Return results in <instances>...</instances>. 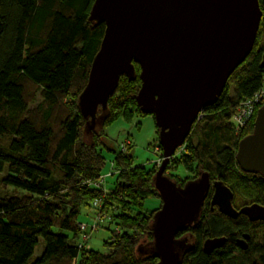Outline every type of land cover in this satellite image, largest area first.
<instances>
[{
	"label": "trees",
	"instance_id": "1",
	"mask_svg": "<svg viewBox=\"0 0 264 264\" xmlns=\"http://www.w3.org/2000/svg\"><path fill=\"white\" fill-rule=\"evenodd\" d=\"M94 2L0 0V264L159 263L147 252L154 215L162 205L153 184L156 169L134 166L131 149H109L116 182L106 193L91 185L104 175L106 128L120 119L130 124L150 116L137 104L142 84L137 64L134 79L123 75L107 109L99 107L94 128L81 114L78 100L106 28L90 21ZM259 5L262 18L251 53L194 125L180 157L170 162L196 176L183 182L167 175L183 187L208 173L211 182L220 180L233 192L237 210L264 206V176L244 172L236 160L240 141L253 133L259 108L240 134L231 123L239 104L262 85L264 0ZM38 96L41 101L31 107ZM155 126L159 137L156 121ZM212 193L211 187L199 223L182 232L193 243L182 264H264V222H251L245 215L233 219L217 208L212 213ZM154 198L160 207L146 211V201ZM98 199H103L99 211L110 216L106 254L78 248L80 216ZM245 233L251 241L243 251L236 240ZM215 237H226L225 246L204 253L203 243Z\"/></svg>",
	"mask_w": 264,
	"mask_h": 264
},
{
	"label": "water",
	"instance_id": "2",
	"mask_svg": "<svg viewBox=\"0 0 264 264\" xmlns=\"http://www.w3.org/2000/svg\"><path fill=\"white\" fill-rule=\"evenodd\" d=\"M261 18L259 0H95L92 6L90 21L106 28L78 106L94 128L99 107L107 109L120 78L134 79L135 64L140 67L137 104L154 116L164 158L153 181L162 206L154 215L147 251L158 264H182L193 245L177 235L199 223L212 186L211 205L220 213L264 222V206L235 209L233 192L220 180L212 183L208 173L183 187L165 174L200 113L217 103L251 53ZM236 160L244 172L264 176V106L253 133L240 141ZM226 242V237L209 238L203 251L211 254Z\"/></svg>",
	"mask_w": 264,
	"mask_h": 264
},
{
	"label": "rangeland",
	"instance_id": "3",
	"mask_svg": "<svg viewBox=\"0 0 264 264\" xmlns=\"http://www.w3.org/2000/svg\"><path fill=\"white\" fill-rule=\"evenodd\" d=\"M229 97H231V99H234L235 97L233 88H230L229 90ZM40 101L41 98L38 96L37 101L34 104H32L31 107H36ZM101 121H102V117H100L98 120V129L100 128ZM135 132L136 133L140 132V134L142 133L141 139L142 141L145 142L146 144L145 147H143V145L137 142V135ZM105 133L107 136V140H105L106 147L102 148V153L105 156L107 162L103 171L104 173L103 177L107 176V174L109 173H112V171L114 170L112 166L114 160V153L109 149H112L114 151H119L121 144L123 143V141H125L126 138H129L133 143L132 144L133 146L131 148V155L133 156L134 166H144L148 169L155 168L157 172V170L159 169V166L156 163L158 160V154L155 153L152 149L153 145L159 143L158 140L159 137L156 136V133L147 134L146 127H143V129H141L137 125V120H134L132 123L129 124L122 119L116 121L113 125L107 127ZM176 157L179 158L180 155L177 154ZM165 174L166 175L173 174L176 176L175 179H179L180 181L183 182L188 179H193L196 176L195 172L186 171L183 166L176 167V165L173 162L171 164L169 163ZM114 176L115 173L111 177H109L108 181L106 180L108 176L105 178V181H107V183L104 182V184L106 183L105 184L106 188L108 184L116 182L117 177ZM110 188H112V185L109 187V189ZM160 203L161 201L158 198L149 199L146 201L144 209L146 211H153L160 207ZM99 209H100L99 207H94L93 205V209H91V211L84 210L82 216H80V222H85L90 225L91 222L94 219H96L98 216L102 217L103 220L101 221L102 224L100 228L97 229L96 231L93 230L91 232L90 245L93 250L106 254L109 251L108 248L105 247V241H107L110 238V232L107 230L109 227L110 216L99 211ZM143 252L144 251L141 250L139 252V255L140 254L142 255ZM40 253H41L40 250H38L36 255L39 256Z\"/></svg>",
	"mask_w": 264,
	"mask_h": 264
},
{
	"label": "built area",
	"instance_id": "4",
	"mask_svg": "<svg viewBox=\"0 0 264 264\" xmlns=\"http://www.w3.org/2000/svg\"><path fill=\"white\" fill-rule=\"evenodd\" d=\"M262 106H264V74L262 76L261 88L252 97L243 100L239 104L237 111L235 112V114L233 115L231 119V123L233 124L234 130L237 135L240 134L241 131L245 129L251 123L254 117V114L256 112V109L257 108L260 109ZM203 116H204V112L200 113V115L198 116L197 122L200 121V119L203 118ZM132 144L133 143L131 142V140L129 138H126L125 141H123V143L120 146V150L122 151V153H128L133 146ZM152 149L155 153L158 154V160L156 163L160 167L164 159L163 153L161 151L162 148L160 146V143H156L155 145H153ZM182 151H183V146L176 151L175 155L171 158V160L175 158L177 154H180V152ZM112 166L114 168V163H112ZM114 171L115 170H113L112 173L107 174V176L111 177L115 173ZM107 176L102 177V179H100L97 182L91 183V185L97 189L103 190L106 193L108 191V188L105 187L106 185L104 184V182ZM102 198L103 199L105 198V194ZM103 199L95 200L93 203L94 207L101 208L103 205ZM102 220H103L102 217L98 216L96 219H94L91 222L90 225L85 222L79 223L81 236L78 241V248L80 250H90L92 248L90 245L91 232L93 230L96 231L97 229L100 228L102 224L101 222Z\"/></svg>",
	"mask_w": 264,
	"mask_h": 264
},
{
	"label": "crops",
	"instance_id": "5",
	"mask_svg": "<svg viewBox=\"0 0 264 264\" xmlns=\"http://www.w3.org/2000/svg\"><path fill=\"white\" fill-rule=\"evenodd\" d=\"M135 120H137V125L143 129V127H146V133L149 134V133H156V126H155V121L153 119V117L151 116H140L138 118H136ZM136 133V132H135ZM137 135V142H139L141 145H143V147H145V142L142 141L141 137H142V133L140 134V132L136 133ZM109 177L106 179L108 181ZM107 181H105L107 183ZM105 183V184H106ZM113 183L111 184H108L107 188L109 189V187L112 185Z\"/></svg>",
	"mask_w": 264,
	"mask_h": 264
},
{
	"label": "flooded vegetation",
	"instance_id": "6",
	"mask_svg": "<svg viewBox=\"0 0 264 264\" xmlns=\"http://www.w3.org/2000/svg\"><path fill=\"white\" fill-rule=\"evenodd\" d=\"M213 183V182H212ZM212 189H213V186H212ZM212 195H213V193H212ZM211 200H212V197H211ZM211 200H210V206H211V212L213 213L214 211H215V209L217 208L218 210H219V208L217 207V206H215V207H212V205H211ZM204 205H205V202H204ZM204 205H203V207H204ZM162 206V205H161ZM160 210V209H159ZM246 234V233H245ZM244 234V235H245ZM244 235L243 236H241V237H238L237 238V240H236V243H237V247L240 249V250H243L242 249V246L243 245H245V246H247V249L246 250H248V248H249V244H250V241H251V236L249 235V238L248 239H245L244 238ZM177 238H179V239H181V238H183V239H188V242L190 243V244H193L192 243V241H191V236L189 235V234H183L182 232H181V234H179L178 235V237ZM246 242V243H245ZM204 244V243H203ZM224 247V246H223ZM222 247V248H223ZM221 249V248H220ZM217 250H219V249H217ZM246 250H243V251H246ZM216 251V250H215ZM214 251V252H215ZM213 253V252H212ZM211 253V254H212ZM209 255V254H208Z\"/></svg>",
	"mask_w": 264,
	"mask_h": 264
}]
</instances>
